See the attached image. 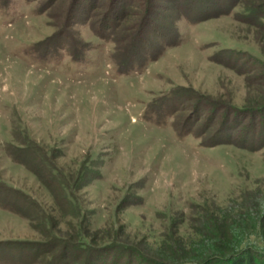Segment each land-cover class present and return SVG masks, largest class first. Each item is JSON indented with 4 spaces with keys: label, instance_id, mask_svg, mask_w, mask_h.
<instances>
[{
    "label": "rangeland",
    "instance_id": "1",
    "mask_svg": "<svg viewBox=\"0 0 264 264\" xmlns=\"http://www.w3.org/2000/svg\"><path fill=\"white\" fill-rule=\"evenodd\" d=\"M147 1L0 0V264H89L91 253L68 252L80 240L97 253L90 264H143L114 249L120 243L147 263L173 240L203 251L207 208L218 224L239 221L233 235L255 233L239 209L264 194V148L205 147L175 123L193 120L219 141L263 123L231 108L264 103L258 67L215 58L222 49L263 56L264 29L213 11L203 21L179 16L197 0ZM93 22L118 34L101 37ZM140 42L144 63L119 73ZM172 90L179 97L166 99Z\"/></svg>",
    "mask_w": 264,
    "mask_h": 264
},
{
    "label": "trees",
    "instance_id": "2",
    "mask_svg": "<svg viewBox=\"0 0 264 264\" xmlns=\"http://www.w3.org/2000/svg\"><path fill=\"white\" fill-rule=\"evenodd\" d=\"M151 1L152 0H148L147 4L151 3ZM186 1L188 2V0ZM199 1L201 3H199ZM214 1L216 0H197L195 1L196 3H194V1H191L192 5L190 4L189 9L184 8L180 10L178 14L180 17H184L190 21L196 22V21H203L206 18L205 17L206 15L203 16L205 11H213V13L215 14L214 16L220 17V16L234 15L235 19L237 20H242L248 22L249 24H254L257 27H261L264 29V0H223L222 4L220 5L214 4L215 3ZM197 3L199 4L198 7H196ZM191 10H197V14L194 15L190 13ZM95 22L92 23L91 27L96 32L97 35L105 38L106 34L110 33L109 36H106V38H109L113 34L115 35L118 34L116 33L118 31L116 30L118 27H115L110 23L108 24L103 23L102 25H98V27L96 28L94 26ZM171 38L169 36L167 37V39H165L166 42L169 41L170 45L174 44L170 40ZM141 42L139 46L137 45V49H133L132 45L130 46L132 53H130L129 51H127V53L132 54V56L130 57L129 60H127L128 63L127 62L126 64L118 63V62L116 63L119 73H124V72L126 73L131 69L135 68L137 65L144 63V59H143L144 57L138 54L144 47L141 46ZM130 47L128 49H130ZM153 54L156 55L157 53L150 51L148 53V57L151 58ZM224 57L234 59L235 61L238 60L242 61L241 63H234L233 66L234 68H236V70H240V68L243 66L248 67V66L256 65L258 67L257 72L259 78L261 79L264 78V55L262 56V55L254 54L252 52L244 53L243 51H237L235 49H222L216 55L215 61H217L220 64H225L222 61ZM118 60L121 59L117 55V61ZM168 96H172V98L175 99L176 97H179V93L176 90H172L170 94L166 96V99L168 98ZM231 108L237 109V112L239 113L242 112L241 114L245 115L246 118H250V120L254 113H257L258 116L264 115V103L261 106H257L253 108H245V109L236 108V107H231ZM260 120L261 123L262 122L264 123V116L261 117ZM186 123L187 124L179 128L175 123V128L177 132L180 135L194 134V136L200 139L201 145L205 147H214L222 144L223 142H229L234 146L254 152L260 151L262 148H264V127H261L263 123L260 124L259 126L258 125L256 126V130H260L258 132L255 129L254 130L251 129L249 130L251 133L246 135V133L242 134L241 131V133H239L238 135L240 137L237 138L235 137L234 140H232L233 138L231 139L225 138V140L221 138L220 141L217 139V136L208 135L206 137V135L202 131H200L199 128H197L196 124L193 123V120L187 121ZM244 128L245 127H243V129ZM249 138L254 139L255 143L253 144L249 143L248 142ZM48 172H49L48 177L53 183L55 182L57 183L60 190L63 188L64 190L69 189L68 186H66V183L64 182L65 180L62 181V179L63 178L66 179V177L60 173V170L57 171V169L52 168V170L49 169ZM61 192L62 194H65L64 191L61 190L60 193ZM69 193L70 195L69 194L68 195L73 198L74 194H71V192ZM254 195L256 196H254V198L249 201L248 203L249 205L247 203H244L239 209V211L247 209L249 214H251V218H252L251 222L255 224V230H256L255 233L248 234L247 239L243 238L241 235H233L231 233L234 230L233 226H236L237 225L236 223L239 222L238 220L232 224L227 222L222 223V225L221 223L218 224L219 218L216 215H220V214H215V212L212 209L207 208L206 210L201 212L202 218H200V220L198 221L202 223V226L204 225L202 228L203 230H205V233H202V238L204 239L208 238V240L206 239L207 246L203 251L193 248L192 249L193 251L191 253L183 252L182 250H180L181 248L175 247L177 242L175 243V241L173 240L174 246L170 245V247H165L167 251L165 250L166 252L159 253L158 255H160V258L157 261H154L153 263L150 261L148 263L178 264L179 263L178 257L180 256L185 261L188 259L191 260L190 263L181 262L180 264H264V242L260 241L262 240V238H264V232L262 231L264 229V194L263 192L259 191V192H255ZM19 196L23 197L22 195ZM67 198L69 197L67 196ZM67 202L69 203L70 201ZM20 212L21 211H17V213L19 214ZM21 213L23 214L24 212ZM26 215L23 214V216L30 219V217ZM230 215L233 214L230 213ZM211 224L213 225L211 226ZM191 243L194 242L191 241ZM191 243L188 244L190 245ZM90 245L91 244L88 241H84V240H80L79 242L76 241L71 242L68 245V252L73 251L72 253L77 252L78 254L91 253V255L88 257V262L90 264L91 262L94 261L93 256L97 254L95 253V251H93V249H91ZM130 247L131 246H129L127 243L126 244L120 243L116 245L114 249L119 251L121 250V252L125 254H129L130 251H133V253L131 254L132 258L137 259L143 264H148L147 261H145L144 254L135 252V250H131ZM46 253L48 254V251H45V254ZM47 264H59V262H57V259L54 258L53 260H48Z\"/></svg>",
    "mask_w": 264,
    "mask_h": 264
}]
</instances>
